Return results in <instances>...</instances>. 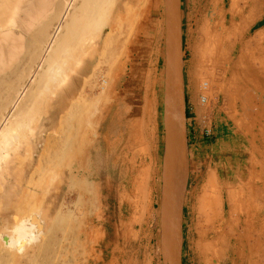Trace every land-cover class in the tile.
Returning a JSON list of instances; mask_svg holds the SVG:
<instances>
[{
  "label": "bare ground",
  "instance_id": "bare-ground-1",
  "mask_svg": "<svg viewBox=\"0 0 264 264\" xmlns=\"http://www.w3.org/2000/svg\"><path fill=\"white\" fill-rule=\"evenodd\" d=\"M150 1L0 0V264H86L77 249L90 237L84 225L89 176L99 148L114 149L110 128L101 136L95 128L90 138L87 127L103 118L105 96L120 78V57L138 43L130 37L144 29ZM194 4L189 75H204L206 87L216 79L231 98L249 101L252 89L264 94V28L248 36L264 17V0ZM102 72L101 92L89 79L82 94L90 99L79 104L81 76L94 81ZM66 106L70 128L63 132L58 118ZM126 148L137 153L142 141ZM117 156L121 169L132 159ZM251 162L220 165L217 187L212 172L191 188L187 247L195 264L252 262L264 250L252 207L238 191L252 181Z\"/></svg>",
  "mask_w": 264,
  "mask_h": 264
},
{
  "label": "rangeland",
  "instance_id": "rangeland-1",
  "mask_svg": "<svg viewBox=\"0 0 264 264\" xmlns=\"http://www.w3.org/2000/svg\"><path fill=\"white\" fill-rule=\"evenodd\" d=\"M194 1L182 0L184 77L189 116L187 134L190 139V175L183 205V264H195L187 247L191 188L197 185L200 188L212 172L217 187L220 165L228 167L229 163H235L244 167L249 158L252 161V181L247 183L246 179L241 182L243 188L238 186V191L247 197L252 207L256 217L253 218V230L264 248V228L260 223V220L264 222V94L252 89L249 101L231 98L223 93L216 79L206 87V84L203 85L207 80L204 75H189L191 43L188 31L195 29ZM149 6L151 13L146 18L144 29L130 37L132 40L137 36L138 43L131 50H125L126 54L120 57L123 62L120 78H115L113 89L105 96L104 106L100 109L103 118L94 123L93 128V122L86 126L90 138L95 128L99 136L105 128H110L114 149L109 152L104 146L99 148L101 153L97 154L98 160L91 169L89 181L93 190L86 192L89 193L86 195L88 222L84 223L90 230V237L80 240L81 244L84 242V247L80 245L77 249L81 263L161 264L159 170L163 135V0H151ZM263 28L264 17L252 24L248 36L253 37ZM108 32L109 29L105 28L101 41ZM216 75L220 76L219 71ZM85 78L81 76L79 82L80 95L77 98L81 105L90 99L85 97L86 92L82 94V91L88 90V84L91 83L90 87L100 93L101 81L106 77L102 72L94 81L93 78ZM202 98H205L204 102ZM68 107L60 114L61 119L58 118L59 122L63 120V132L70 128L64 118ZM50 137L51 134L47 136L48 139ZM141 141V151L128 152L126 147H136ZM240 150L244 151L243 156L239 154ZM120 152H123L121 157ZM124 153L132 158V162L121 169L119 163L113 160L117 155L123 160ZM215 264L236 263L221 259ZM237 264H264V250L252 262L241 259Z\"/></svg>",
  "mask_w": 264,
  "mask_h": 264
},
{
  "label": "water",
  "instance_id": "water-1",
  "mask_svg": "<svg viewBox=\"0 0 264 264\" xmlns=\"http://www.w3.org/2000/svg\"><path fill=\"white\" fill-rule=\"evenodd\" d=\"M164 159L171 169L163 177L160 203L161 264H183V213L186 191L187 105L184 77L182 0H163Z\"/></svg>",
  "mask_w": 264,
  "mask_h": 264
},
{
  "label": "crops",
  "instance_id": "crops-1",
  "mask_svg": "<svg viewBox=\"0 0 264 264\" xmlns=\"http://www.w3.org/2000/svg\"><path fill=\"white\" fill-rule=\"evenodd\" d=\"M186 156H187V159H186L187 161H186V177H185V180H186V188H187L188 181H189V175H190V139H189L188 134H187V151H186ZM166 169L169 172L170 169H171V164H170V160L169 159L167 161L164 159V133H163V135H162V141H161V147H160V170H159V176H160V195H161V189H162V184H163V177H164V173H165Z\"/></svg>",
  "mask_w": 264,
  "mask_h": 264
},
{
  "label": "built area",
  "instance_id": "built-area-1",
  "mask_svg": "<svg viewBox=\"0 0 264 264\" xmlns=\"http://www.w3.org/2000/svg\"><path fill=\"white\" fill-rule=\"evenodd\" d=\"M202 102H204L205 101V98H202V100H201Z\"/></svg>",
  "mask_w": 264,
  "mask_h": 264
},
{
  "label": "trees",
  "instance_id": "trees-1",
  "mask_svg": "<svg viewBox=\"0 0 264 264\" xmlns=\"http://www.w3.org/2000/svg\"><path fill=\"white\" fill-rule=\"evenodd\" d=\"M187 117H189V116H188V112H187Z\"/></svg>",
  "mask_w": 264,
  "mask_h": 264
}]
</instances>
